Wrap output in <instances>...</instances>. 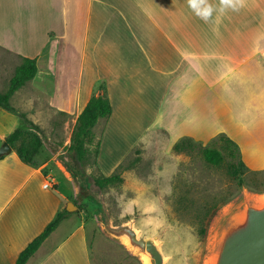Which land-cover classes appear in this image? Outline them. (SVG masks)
I'll return each instance as SVG.
<instances>
[{
  "label": "crops",
  "instance_id": "obj_1",
  "mask_svg": "<svg viewBox=\"0 0 264 264\" xmlns=\"http://www.w3.org/2000/svg\"><path fill=\"white\" fill-rule=\"evenodd\" d=\"M238 3L237 11L204 21L188 0H0V49L18 64L35 58L37 66L10 103L66 149L78 115L103 84L112 106L97 139L104 175L152 130L204 144L224 133L251 171H263L264 0ZM10 132L0 133V146ZM64 133L60 144L54 136ZM43 146L49 153L43 160L37 154L38 167L13 148L0 158V264H14L70 200L46 169L56 154ZM89 243L85 219L73 212L26 264H89Z\"/></svg>",
  "mask_w": 264,
  "mask_h": 264
},
{
  "label": "rangeland",
  "instance_id": "obj_2",
  "mask_svg": "<svg viewBox=\"0 0 264 264\" xmlns=\"http://www.w3.org/2000/svg\"><path fill=\"white\" fill-rule=\"evenodd\" d=\"M18 62L14 56L0 49L1 91L6 90ZM103 121L101 119L94 128L95 141L102 136ZM21 124L19 115L0 107V133H8ZM67 136L64 133L54 138L63 144ZM214 141L205 144L195 142L193 146L184 144L175 150V142L165 132L148 131L132 149L126 151L111 171L119 174L122 181L101 189L113 224L134 220L142 237H156L161 242L166 264H203L210 225L205 243L201 241L198 230L206 207L225 200L219 205L217 214L244 196H264V170L253 172L246 166L250 171H244L236 178L227 169V158L220 165L208 163L203 158L201 147L206 144L217 147L218 142ZM101 149L105 156L108 147L105 145ZM48 153L42 146L38 159L43 160ZM47 159L51 164L46 169H51L59 191L62 194L70 192L69 201L76 206L73 211L81 213L87 223L89 264H143L123 243L102 231L91 206L73 196L72 181L70 183L68 173L56 166V157L50 154ZM83 169L91 177L100 171L97 166L88 164Z\"/></svg>",
  "mask_w": 264,
  "mask_h": 264
},
{
  "label": "water",
  "instance_id": "obj_3",
  "mask_svg": "<svg viewBox=\"0 0 264 264\" xmlns=\"http://www.w3.org/2000/svg\"><path fill=\"white\" fill-rule=\"evenodd\" d=\"M37 132L68 173L75 196L94 210L102 231L123 243L143 264H166L161 242L156 237H142L134 220L113 224L100 187L94 183L93 177L85 173L76 153L60 149L39 130ZM11 151L12 147L4 140L0 146V157ZM66 209L71 212L76 206L68 201ZM203 264H264V196H244L215 215L210 224Z\"/></svg>",
  "mask_w": 264,
  "mask_h": 264
},
{
  "label": "trees",
  "instance_id": "obj_4",
  "mask_svg": "<svg viewBox=\"0 0 264 264\" xmlns=\"http://www.w3.org/2000/svg\"><path fill=\"white\" fill-rule=\"evenodd\" d=\"M36 72L37 66L35 58L23 57L20 64L15 67L6 90H0V107L17 113L22 119V124L7 134L5 141L15 149L21 161L33 167L39 166L37 154L43 146L42 139L37 133L39 127L27 119L23 112L17 111V109L11 105L10 97L16 90L31 80ZM111 112L112 106L106 94L105 86L100 84L98 92L89 98L81 113L78 115L71 132L70 143L65 147L67 150L76 153L77 158L83 167H85L86 164L91 167L96 166L99 140H94L95 134L93 132V127L100 119L106 121L110 117ZM211 140L218 142L217 147L208 146L206 144L200 149L203 158L208 163L220 165L226 160L225 158H227V169L229 173L236 178H239L244 171H250L241 159V153L235 141L224 133L217 134ZM195 142L198 141L193 140L191 137H183L174 143L173 148L179 150L184 144L193 146ZM92 177L94 183L100 187V189L107 188L122 181V178L117 173L104 175L99 171V174L92 175ZM224 201L225 200H222L221 203H213L205 208L198 230L203 243L206 242L211 220L216 215V212L220 207L219 205L224 203ZM73 212L68 211L66 205L59 209L45 228L20 250L14 264H26L28 259L35 253L45 238L64 218L68 217Z\"/></svg>",
  "mask_w": 264,
  "mask_h": 264
},
{
  "label": "clouds",
  "instance_id": "obj_5",
  "mask_svg": "<svg viewBox=\"0 0 264 264\" xmlns=\"http://www.w3.org/2000/svg\"><path fill=\"white\" fill-rule=\"evenodd\" d=\"M239 6L238 0H219L218 8H214L207 0H188V7L204 21H208L214 12L224 13L228 9L237 11Z\"/></svg>",
  "mask_w": 264,
  "mask_h": 264
},
{
  "label": "built area",
  "instance_id": "obj_6",
  "mask_svg": "<svg viewBox=\"0 0 264 264\" xmlns=\"http://www.w3.org/2000/svg\"><path fill=\"white\" fill-rule=\"evenodd\" d=\"M48 184V183H47ZM49 185V184H48Z\"/></svg>",
  "mask_w": 264,
  "mask_h": 264
}]
</instances>
